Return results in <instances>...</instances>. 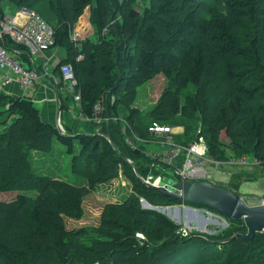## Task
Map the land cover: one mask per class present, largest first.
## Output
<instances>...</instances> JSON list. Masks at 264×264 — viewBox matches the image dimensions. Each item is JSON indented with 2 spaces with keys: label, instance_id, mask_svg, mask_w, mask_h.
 <instances>
[{
  "label": "trees",
  "instance_id": "16d2710c",
  "mask_svg": "<svg viewBox=\"0 0 264 264\" xmlns=\"http://www.w3.org/2000/svg\"><path fill=\"white\" fill-rule=\"evenodd\" d=\"M7 1L15 10L36 11L53 26V48L65 52L54 73L70 64L79 83L82 115L93 119L100 103L99 116L109 119L97 124L93 134L69 128L63 133L42 120L31 97L1 91L0 193L35 194L0 201V264H264V233L227 241L247 231L243 220L228 219L231 224L217 234L194 230L182 237L177 234L180 224L143 208L140 201L143 197L160 207L181 204L140 178L168 177L171 171L180 180L174 173L178 162L164 164L145 149L153 142L149 128L154 122L185 123V134L175 139V146L187 148L203 137L209 159L225 163L247 156L264 166V0ZM3 2L0 21L7 14ZM87 8L98 36L73 40L72 31ZM4 42L20 49L31 65L23 46L10 38ZM158 74L167 86L145 126L134 103L138 87ZM58 94L61 109H68L72 95ZM126 136L144 143L129 145ZM57 142L71 155L70 168L85 184L33 169L32 151L50 153ZM260 171L250 177L233 174L228 186H217L241 195L240 181L255 180ZM123 175L132 185L127 198L107 204L98 225L68 228V218H82L83 200L98 184Z\"/></svg>",
  "mask_w": 264,
  "mask_h": 264
},
{
  "label": "rangeland",
  "instance_id": "374dc122",
  "mask_svg": "<svg viewBox=\"0 0 264 264\" xmlns=\"http://www.w3.org/2000/svg\"><path fill=\"white\" fill-rule=\"evenodd\" d=\"M140 1L142 2L144 0H140ZM7 4L10 5V3L7 0H5L3 2V5L6 7ZM90 13H91L90 8L86 9L85 12L81 15V19L84 18V16L88 17V14ZM91 26L93 30L92 32L91 30H89L88 33L78 29L81 27L80 24L76 26V29L74 28V30L75 33L77 32V40L79 39L85 40L87 38H92V39L97 38L98 36L97 32L92 24ZM50 68L51 69L53 68L51 64H49V69ZM166 86H167L166 78L162 74H158L152 77L150 80L146 81L143 85H140L138 87V95L134 105L142 110L141 119L144 122L145 126L150 124V112L153 108V105L156 103L162 91L166 88ZM71 103L74 104L73 101ZM7 120L10 121L12 119L8 117ZM1 121H3L2 117H0V132L5 130V126L1 124L2 123ZM91 122L94 123L93 121ZM97 124L99 123H94L96 128H99L97 127ZM184 125L185 123H182L180 125H176V124L169 125L171 127V131L166 134H163V136L159 135V137H157L159 138V140H155L154 139L155 136L152 137L153 142L146 144L145 149L154 157L160 156L163 160L162 163L164 164L165 163L170 164V162L172 163L178 162L179 163L178 166L180 165L183 166V164H185L186 162L185 160L186 158H183L181 155L183 151H181L178 154V156H173L172 154L174 152V148L176 147L174 144L175 139L178 137H183L185 134L186 127ZM125 138H126V142L129 145H133L134 142L144 143V140L141 139L140 137H138L140 138V140H137L129 136L128 137L126 136ZM222 139L226 143L227 151L230 152V148L229 146H227V144H229V140L225 138L224 134L222 135ZM156 141H159V143H157ZM76 148H77V143H76ZM168 151L171 152V155H168L167 153ZM31 156H32L31 157L32 167L36 172L40 174H48L50 176L57 177L58 179H64L73 184L86 183V181L82 177H79L72 172L70 168V161L72 157L66 151L65 147H63V145L60 144L59 142L55 144V148L52 152L46 154V153L32 151ZM248 158L250 163L249 165H245V166L235 165V164L230 165L227 163L217 164L216 162L205 160V162L202 165V168L205 170L206 176H202L200 178L194 177L191 180L194 181L208 180L215 185L228 186L231 181V178H233V174L241 173V174H247L249 176L252 173L257 172L259 170L263 171L264 169L263 165L260 167V163L258 161H256L252 157H248ZM261 171L259 174L257 173V175H254L257 177L255 180L254 179L249 180L247 178H244L240 181V187H239V193L241 194L240 196H242L244 200L250 205L260 204L262 201H264V175L262 174ZM131 192H132V185L124 178V175L114 180H110L109 182L98 184L95 187V189L83 200L82 208L84 209V214L82 218L80 219L68 218L67 219L68 228L72 229V228H81L86 226L98 225L103 208L109 203H115L117 201H120L122 198H127ZM20 193H27L30 195L35 194L34 192H31V190L4 191L0 193V201H7V202L12 201L16 199ZM143 199L144 198L142 197L140 201H142ZM182 205L183 204L181 203L178 206L181 207ZM181 208H182V216L179 223L174 220L176 219V216L174 215L175 213L174 208L170 211V218L173 221H175L177 224L188 225V223L184 218L183 206ZM196 208H198L200 213L206 215L208 219H211L212 221L208 222L205 226L201 225V223L198 221L197 227H192L194 228L195 231H199L203 233L214 232L213 234H217L222 230L226 229L231 224V221H229L228 219L224 218L223 216H221L216 212L211 211L210 212L211 214L208 215L207 214V212L209 211L208 209H204L200 207H196ZM165 211L166 214L169 212V210H165ZM142 236L145 235H143L142 233L137 234V237L140 240L143 239Z\"/></svg>",
  "mask_w": 264,
  "mask_h": 264
},
{
  "label": "built area",
  "instance_id": "2783aa9c",
  "mask_svg": "<svg viewBox=\"0 0 264 264\" xmlns=\"http://www.w3.org/2000/svg\"><path fill=\"white\" fill-rule=\"evenodd\" d=\"M17 17L24 18L23 22L17 21ZM5 38H10L15 44L23 46L26 49L27 54L31 57V65L25 61L22 51L20 49H10L5 45ZM73 40H77V32L72 31ZM80 40V39H79ZM54 40V28L45 19L41 17L36 11L26 8H20L14 17L6 14L5 18L0 21V71L2 72L1 81L4 84H8L12 81H17L21 88L28 89L33 88L37 83L42 80H46L51 83V80L55 85L61 84L58 92H65L72 95V98L76 102H80L81 93L78 88V80L74 74L72 66L70 64H62L59 67V77L53 78L49 71V64L53 68L59 61H52L51 58H47L43 64L44 70L41 72L36 65V60L40 56H44L45 52L53 48ZM81 56H79L80 58ZM54 84L51 83L54 87ZM57 88V87H56ZM95 116L93 119H87L94 123H102L109 118H102L99 116L101 112L100 103H96L94 106ZM150 132L155 135H163L171 131L169 125L159 124L154 122L149 128ZM135 139L140 140L138 136H134ZM181 151H185V164L183 166H174L175 175L180 177V180H191L194 177L206 176L205 170L202 168L205 160L216 162L217 164L222 162L209 159L207 157V146L203 137H200L199 141L192 144L189 148H182L176 146L174 148L173 156H178ZM172 164V162H170ZM227 164L235 165H249V158L243 156L239 159H230L225 162ZM174 164V163H173ZM154 179V180H153ZM151 183H158L160 177H153L149 175L146 179ZM262 201L261 203H263ZM194 231V228L187 225H181L177 229V234L182 237L189 236ZM144 239V236H142Z\"/></svg>",
  "mask_w": 264,
  "mask_h": 264
},
{
  "label": "water",
  "instance_id": "95a60500",
  "mask_svg": "<svg viewBox=\"0 0 264 264\" xmlns=\"http://www.w3.org/2000/svg\"><path fill=\"white\" fill-rule=\"evenodd\" d=\"M60 132H65L60 124H57ZM111 145H114L112 141ZM129 162L130 160L127 159ZM138 177L140 175L136 171ZM168 177L160 175L158 183H151L146 179L141 180L151 189L158 191L164 196L171 197L180 201L183 205L184 218L188 223L187 226L197 227L198 221L205 226L212 221L198 210L197 207L209 208L226 219L243 220L247 231L236 232L229 240L231 241L237 236H242L247 240L254 239L257 233H264V202L260 204L250 205L242 196L236 192L213 184L208 180H176L171 171L167 172ZM142 207L153 209L166 214L165 210H169L166 214L170 217V211L174 208L176 219L179 223L182 216V206H154L148 203L145 199L141 201ZM207 214H211V211ZM198 229V228H197ZM199 230V229H198ZM213 234L214 232H209Z\"/></svg>",
  "mask_w": 264,
  "mask_h": 264
},
{
  "label": "crops",
  "instance_id": "0c3cea01",
  "mask_svg": "<svg viewBox=\"0 0 264 264\" xmlns=\"http://www.w3.org/2000/svg\"><path fill=\"white\" fill-rule=\"evenodd\" d=\"M3 7L4 10H6V13L13 17L15 13L18 12V10H15L12 6L8 4L6 7L3 5ZM16 20L19 22H23L24 18L17 17ZM79 24L81 25V27L78 29H80L81 31L88 33V31L91 30L92 32L93 29L90 23V14H88V17L84 16V18L82 19L80 17L76 26H78ZM64 56H65L64 50L60 48H52L49 51L45 52L44 56L41 57L39 56L37 58L36 65L38 66V68L40 67L39 70L43 72L42 71L44 70L43 64L47 58H51L52 61L57 62ZM49 71L51 75H53V78H57V76L59 77L58 73H54L53 68L52 69L50 68ZM1 76H2V72L0 71V92L4 91L13 96L26 95L31 97L35 105L40 110V115L43 121L52 123L54 125L60 124L63 130L69 128L73 131L89 133V134L97 132L98 128H96L94 123L89 121V119H87L86 117L82 116L79 102L72 100L74 104L71 103L68 109L65 110L61 109V100L59 99V94H58L59 92L57 88L51 85V83H49L48 81L42 80L41 82L37 83L35 87L24 89L21 88V86L17 83V81H12L7 85L4 84L1 81ZM154 136H155L154 138L155 140H159V138H157L159 137V135H154ZM156 142L159 143V141ZM167 153L168 155H171L170 151H168Z\"/></svg>",
  "mask_w": 264,
  "mask_h": 264
}]
</instances>
